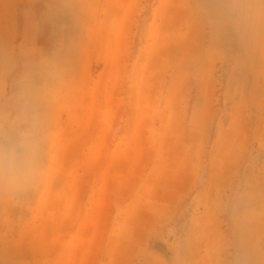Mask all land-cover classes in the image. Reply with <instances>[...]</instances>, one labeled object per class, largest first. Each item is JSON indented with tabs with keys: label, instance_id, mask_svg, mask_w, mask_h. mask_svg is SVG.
<instances>
[{
	"label": "rangeland",
	"instance_id": "obj_1",
	"mask_svg": "<svg viewBox=\"0 0 264 264\" xmlns=\"http://www.w3.org/2000/svg\"><path fill=\"white\" fill-rule=\"evenodd\" d=\"M0 264H264V0H0Z\"/></svg>",
	"mask_w": 264,
	"mask_h": 264
},
{
	"label": "clouds",
	"instance_id": "obj_2",
	"mask_svg": "<svg viewBox=\"0 0 264 264\" xmlns=\"http://www.w3.org/2000/svg\"><path fill=\"white\" fill-rule=\"evenodd\" d=\"M36 144L31 134L19 131L0 142V186L24 187L36 179Z\"/></svg>",
	"mask_w": 264,
	"mask_h": 264
}]
</instances>
